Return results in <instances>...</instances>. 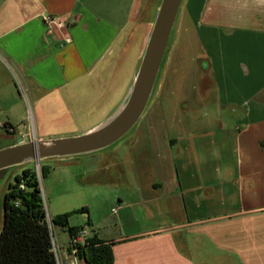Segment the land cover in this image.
Instances as JSON below:
<instances>
[{
	"label": "crops",
	"instance_id": "crops-1",
	"mask_svg": "<svg viewBox=\"0 0 264 264\" xmlns=\"http://www.w3.org/2000/svg\"><path fill=\"white\" fill-rule=\"evenodd\" d=\"M146 1L0 0V122L13 127L18 141L12 146L46 141L36 129L46 98L92 82L91 72L105 57L116 52L120 59L137 41L139 65L150 31L139 21ZM44 16L63 18V41L52 37ZM176 19L197 36L213 110H205L206 100L181 99L174 110L182 108L184 117L167 116L175 93L159 68L133 126L139 157L152 160V167L140 164L132 186L119 181L127 190L119 193L113 216L93 221L86 208L80 214L89 238L108 247L111 264H264V0H182ZM112 65L104 63L100 73ZM13 76L35 101V135L27 125L18 130L25 117L15 114L23 102ZM5 133L0 129V136ZM108 163L124 176L122 163ZM61 230L59 258L69 264L70 236Z\"/></svg>",
	"mask_w": 264,
	"mask_h": 264
},
{
	"label": "rangeland",
	"instance_id": "rangeland-1",
	"mask_svg": "<svg viewBox=\"0 0 264 264\" xmlns=\"http://www.w3.org/2000/svg\"><path fill=\"white\" fill-rule=\"evenodd\" d=\"M159 3L160 0L146 1L139 21L146 24L147 30L151 29ZM178 25V19H176L160 66V70H165L164 81L175 93V95L170 96L167 102L166 115L184 117L185 113H181L182 108L176 107L179 111L182 110L181 112L174 110V105L181 99H192L193 102L197 103L206 100L205 110L212 111L213 108H209L208 103L211 104L214 97L211 91L207 92L212 84L205 73L204 61L197 56L200 53L197 36L190 28L185 27L184 29V26ZM138 49L139 43L135 41L127 48L122 58L117 59L116 52L105 57V61L93 69L96 71L91 72L93 80L86 86L84 85L82 88L76 86L74 91L71 90L72 86H67L64 90L49 94L46 98L47 102L42 106L44 113L42 123H36L37 135L44 137L43 140L79 136L90 127L113 115L121 105L132 77L138 69V62H135ZM110 61H113L114 65L108 69L109 72L100 73L104 63ZM196 86H199L198 91L194 90ZM18 93L23 103L21 107L16 109L15 114L21 116L23 113L25 117L23 123L19 124L18 130L21 131L22 127L27 125L28 133L35 135L33 122L36 115L35 101H30L20 82L18 83ZM55 96H59V100H55ZM76 100L85 102L74 105L73 101ZM151 114H154L153 110ZM182 126L184 127V124ZM134 127L114 144L90 154L51 159L39 164L27 163L1 170L0 222L2 221V195L8 184L13 182V177L20 174L26 166H32L37 173L43 203L49 218L58 214L71 213L81 208L87 209L88 216L93 221L104 217L106 214H111L112 208L117 209L118 207L117 200L119 198L117 197L119 193L127 190L119 181L127 180L131 186L136 184L139 180L140 164L151 168L152 163H154L151 160L146 164L147 162H143L144 159L139 157L141 148L139 149L140 142L136 136V127L135 129ZM167 130L170 129H164L162 126V132ZM178 130L184 131V128ZM17 141L18 139L12 138L11 134L6 135L5 133V135L0 136V150L12 146ZM23 141L30 142L28 139H23ZM113 148H115V152L112 153ZM110 159L122 163L124 176L110 166L108 163ZM40 165L50 169L47 175H41ZM115 181L118 182L117 186ZM68 222L70 226L83 227L84 230H89V227L85 225L86 216L83 214L70 215ZM110 225L113 226L111 222ZM62 232L64 231L58 227L52 229L55 243L57 234Z\"/></svg>",
	"mask_w": 264,
	"mask_h": 264
},
{
	"label": "water",
	"instance_id": "water-1",
	"mask_svg": "<svg viewBox=\"0 0 264 264\" xmlns=\"http://www.w3.org/2000/svg\"><path fill=\"white\" fill-rule=\"evenodd\" d=\"M182 0H160L144 50L123 105L104 123L79 136L30 141L0 150V171L27 163L90 154L127 134L144 113Z\"/></svg>",
	"mask_w": 264,
	"mask_h": 264
},
{
	"label": "trees",
	"instance_id": "trees-1",
	"mask_svg": "<svg viewBox=\"0 0 264 264\" xmlns=\"http://www.w3.org/2000/svg\"><path fill=\"white\" fill-rule=\"evenodd\" d=\"M5 125L12 130L11 133L14 132L12 126ZM49 171L40 165L42 176ZM76 213H86V210L81 208L55 216L51 218L52 227L65 229L70 237L76 235L83 227H69L67 224L70 215ZM1 214L0 264H56L40 183L32 166L24 167L8 184L2 195ZM78 258L86 264H111L108 247L90 238L80 248Z\"/></svg>",
	"mask_w": 264,
	"mask_h": 264
},
{
	"label": "built area",
	"instance_id": "built-area-1",
	"mask_svg": "<svg viewBox=\"0 0 264 264\" xmlns=\"http://www.w3.org/2000/svg\"><path fill=\"white\" fill-rule=\"evenodd\" d=\"M43 23L49 28V30L53 31V35L52 37L56 40V41H63V38L60 36V30H62L65 26V21L63 20V18L61 17H52V16H44L42 18ZM14 77V82H15V86L17 88L18 91V80L16 79L15 76ZM20 87V85H19ZM0 129H2L4 132L6 133H11L12 130L9 129L8 127H6V125L4 123L0 122ZM35 141V140H34ZM44 205V203H43ZM44 211H45V218L47 221V224L51 230V235H52V252L54 254L55 257V262L56 264H62L61 260L59 258V253H58V247L56 245V243L54 242V236L52 233V224H51V218L48 217L46 209H45V205H44ZM117 211V209L113 208L111 210V212L113 214H115ZM89 239L88 236V232L84 229H82L80 232H78L76 235L70 237L69 240V257H70V263L69 264H78L79 258H78V253L80 251V248L82 246H85L87 244V240Z\"/></svg>",
	"mask_w": 264,
	"mask_h": 264
}]
</instances>
